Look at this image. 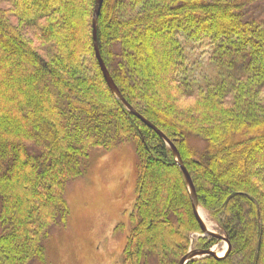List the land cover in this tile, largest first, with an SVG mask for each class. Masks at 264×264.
Masks as SVG:
<instances>
[{
  "label": "trees",
  "instance_id": "trees-1",
  "mask_svg": "<svg viewBox=\"0 0 264 264\" xmlns=\"http://www.w3.org/2000/svg\"><path fill=\"white\" fill-rule=\"evenodd\" d=\"M95 4L0 0V264L44 261L90 152L126 142L139 166L122 264H179L218 241L193 239L172 147L108 86ZM97 28L123 96L174 142L230 241L225 257L188 264H264V0H104ZM189 44L210 49L215 77L188 71Z\"/></svg>",
  "mask_w": 264,
  "mask_h": 264
},
{
  "label": "rangeland",
  "instance_id": "rangeland-1",
  "mask_svg": "<svg viewBox=\"0 0 264 264\" xmlns=\"http://www.w3.org/2000/svg\"><path fill=\"white\" fill-rule=\"evenodd\" d=\"M187 46L188 71L200 77H215L217 71L211 62L210 49ZM261 95L264 97V91ZM86 161L83 175L67 187L71 210L68 220L52 228L45 260L35 264H122L136 199L139 166L136 145L126 142L110 150L96 148ZM204 212L211 230L221 233ZM201 235L207 234H194L193 239ZM227 244L218 240L212 248L223 254Z\"/></svg>",
  "mask_w": 264,
  "mask_h": 264
},
{
  "label": "water",
  "instance_id": "water-1",
  "mask_svg": "<svg viewBox=\"0 0 264 264\" xmlns=\"http://www.w3.org/2000/svg\"><path fill=\"white\" fill-rule=\"evenodd\" d=\"M104 0H96V4H95V8H94V14H93V44H94V49H95V54H96V58L98 60L100 69L103 72V75L107 81L108 86L110 87V89L115 92L119 98L128 106V108L134 112L138 117H140L144 122H146V124H148L149 126H151L153 129H155L167 142L168 144L172 147L176 158L178 160V163L180 164L186 181L188 183L189 189H190V196H191V200H192V206H193V210L194 213L197 217V219L199 220L200 223V227L201 230L204 234L210 235V236H214L215 238H217L218 240H225L228 243V248L225 252V254L223 255H219L216 250L212 247L210 248H195V249H190L179 261V264H188L190 261L194 260V259H198V258H202L205 256H214L217 258H222L225 257L230 249H231V244L229 239L221 233H217L214 230L208 229V227L206 226L204 220L202 219V216L200 215L199 212V200H198V196H197V192H196V187L194 184V181L192 179V176L189 172V170L187 169L186 165L184 164V161L181 158L180 152L178 150V148L176 147V145L174 144V142H172L167 136L166 134L160 129L158 128L154 123H152L150 120H148L147 118H145L141 113H139L132 105H130V103L126 100V98L123 96L122 92L120 91L118 85L116 84L113 76L111 75L110 70L108 69L106 62L101 54L100 48H99V42H98V28H97V21H98V17L100 14V10L102 7Z\"/></svg>",
  "mask_w": 264,
  "mask_h": 264
},
{
  "label": "bare ground",
  "instance_id": "bare-ground-1",
  "mask_svg": "<svg viewBox=\"0 0 264 264\" xmlns=\"http://www.w3.org/2000/svg\"><path fill=\"white\" fill-rule=\"evenodd\" d=\"M199 212H200V215L202 216V219L204 220L206 226L208 227V229H212L211 224L207 221L206 213L204 212V209L201 206L199 207ZM227 247H228V244H227ZM223 254H225V253H223ZM223 254H219V255H223Z\"/></svg>",
  "mask_w": 264,
  "mask_h": 264
}]
</instances>
